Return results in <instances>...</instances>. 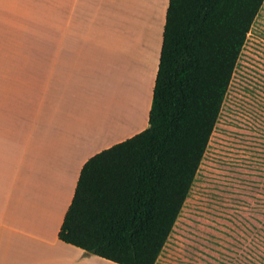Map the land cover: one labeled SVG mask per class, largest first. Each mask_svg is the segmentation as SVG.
<instances>
[{
	"label": "crops",
	"instance_id": "crops-1",
	"mask_svg": "<svg viewBox=\"0 0 264 264\" xmlns=\"http://www.w3.org/2000/svg\"><path fill=\"white\" fill-rule=\"evenodd\" d=\"M167 4L158 15L127 1L121 53L113 0H0V264H117L58 232L86 160L148 126ZM159 27L154 63L140 65L134 54ZM176 219L153 264H201Z\"/></svg>",
	"mask_w": 264,
	"mask_h": 264
},
{
	"label": "trees",
	"instance_id": "trees-1",
	"mask_svg": "<svg viewBox=\"0 0 264 264\" xmlns=\"http://www.w3.org/2000/svg\"><path fill=\"white\" fill-rule=\"evenodd\" d=\"M263 1L168 0L148 126L86 160L59 240L117 264L154 263Z\"/></svg>",
	"mask_w": 264,
	"mask_h": 264
},
{
	"label": "rangeland",
	"instance_id": "rangeland-1",
	"mask_svg": "<svg viewBox=\"0 0 264 264\" xmlns=\"http://www.w3.org/2000/svg\"><path fill=\"white\" fill-rule=\"evenodd\" d=\"M127 1L130 11L150 5L156 13L160 5L159 0H113V40L121 46V53L131 35ZM137 10L143 11L141 6ZM160 27L157 37L148 40L140 54H134L140 65L149 56L153 58L149 49L159 40ZM134 39L132 36V43ZM138 106L137 115H131L136 129L145 123V105ZM203 154L178 217L189 222V237L200 244L201 264H264V1L235 64Z\"/></svg>",
	"mask_w": 264,
	"mask_h": 264
},
{
	"label": "bare ground",
	"instance_id": "bare-ground-1",
	"mask_svg": "<svg viewBox=\"0 0 264 264\" xmlns=\"http://www.w3.org/2000/svg\"><path fill=\"white\" fill-rule=\"evenodd\" d=\"M130 3H140V0H129ZM161 2V3H160ZM163 3H164V0H159V6L156 7L157 9H155L156 11V14L158 15H161V12H162V8H163Z\"/></svg>",
	"mask_w": 264,
	"mask_h": 264
}]
</instances>
